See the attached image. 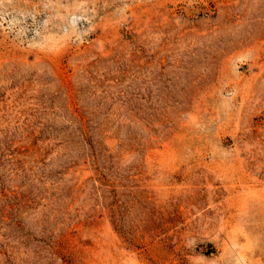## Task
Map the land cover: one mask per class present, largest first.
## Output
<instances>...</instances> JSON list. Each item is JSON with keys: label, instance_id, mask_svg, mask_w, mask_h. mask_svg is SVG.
<instances>
[{"label": "rangeland", "instance_id": "rangeland-1", "mask_svg": "<svg viewBox=\"0 0 264 264\" xmlns=\"http://www.w3.org/2000/svg\"><path fill=\"white\" fill-rule=\"evenodd\" d=\"M0 264H264V0H0Z\"/></svg>", "mask_w": 264, "mask_h": 264}]
</instances>
